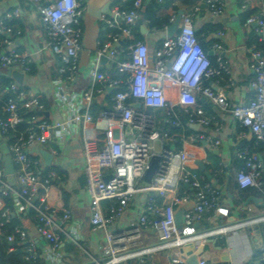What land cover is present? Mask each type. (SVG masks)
Segmentation results:
<instances>
[{
	"label": "built area",
	"instance_id": "2783aa9c",
	"mask_svg": "<svg viewBox=\"0 0 264 264\" xmlns=\"http://www.w3.org/2000/svg\"><path fill=\"white\" fill-rule=\"evenodd\" d=\"M41 16L46 31V46L58 58L61 78L55 81V96L62 108L64 119L49 122L33 117L28 128L18 134L9 151L17 166L16 178L20 190L7 180L6 172L0 169V228L10 218L11 211L5 210L4 199L11 197L13 204L22 202L31 205L36 212L35 223L38 233L49 242V254L60 260L57 252L66 232L56 222V213L46 203L55 174L42 177L40 160L31 157L30 149L38 144L45 146L52 142H66L81 125L105 123L104 140L85 137L83 141L84 172L87 178V193L91 200L90 224L94 229L106 231L102 248V261L98 264H126L136 260L154 259L167 253L170 264H187L195 255L200 244L215 236L245 228L249 224L264 223V216H256L232 226H219L200 231L199 225L213 217L226 218L229 210L220 206L221 192L216 184L199 180L188 168L185 147L193 142L203 141V135L188 134L186 124L177 113L180 107L188 125L210 126L214 118L204 117L194 111L198 96H204L223 111L231 112L238 124L248 129L255 138V145L263 148V158L250 155L248 150L238 153L243 167L236 172V181L241 190L255 189L264 196V4L261 9L246 20L247 26L256 25L261 37L262 51H255L256 76L252 81L255 96L249 103L231 108L223 90L215 91L203 87L205 80L216 78L219 84L223 72H227L222 57L217 67L196 38L191 15L182 19L180 33L167 38L155 52L154 67H150V52L146 44L136 42L126 50L120 47L125 38H131L133 29L141 19V0H135L129 11L115 10L113 19L105 16L101 20L111 33L105 42L98 43V57H108L124 78H113L97 71L95 85L88 91L77 94L73 91L79 73V53L83 30L80 19L85 12L79 0H29ZM162 3L163 0H156ZM210 12L221 16L225 11L222 0H206ZM242 8H249V0H243ZM20 11L8 13L0 20V70L18 69L23 73L32 70V54H21L14 46V38L21 35L9 22L18 18ZM174 22V19H171ZM223 37V32H218ZM216 52L223 51L222 40L214 44ZM125 55L124 59H120ZM227 87L233 84L226 80ZM171 85L177 93V103L169 100L166 86ZM113 89L110 107L93 115L91 106L94 95ZM77 103H74V102ZM140 103L141 108L134 107ZM149 110H164L165 124L180 130L181 148L171 150L177 138L159 129L155 116ZM45 111L38 96L30 91L20 90L16 82L1 87L0 76V133L10 140L17 132V126L24 122L25 112ZM130 130L132 139H126L124 130ZM211 148H217L219 141L206 138ZM159 146V150L157 149ZM159 157L158 169L150 183L143 181L153 157ZM216 182L218 174H213ZM146 197L140 207L139 216L129 225L108 231L117 226L130 208L138 203V197ZM39 201V205H36ZM107 202L106 212L102 203ZM187 206L182 213L181 227L176 224L180 207ZM138 207V206H137ZM240 214H255V208L242 206ZM71 220V212L65 211L62 221ZM74 241L73 232H71ZM68 235V234H67ZM18 236L21 241L26 233L17 228L8 242ZM191 252H187L186 250ZM10 252L13 248H10ZM260 264H264V246L259 248ZM35 246L28 249L26 258L36 260ZM202 253L197 264H208Z\"/></svg>",
	"mask_w": 264,
	"mask_h": 264
},
{
	"label": "crops",
	"instance_id": "0c3cea01",
	"mask_svg": "<svg viewBox=\"0 0 264 264\" xmlns=\"http://www.w3.org/2000/svg\"><path fill=\"white\" fill-rule=\"evenodd\" d=\"M88 1L79 0L82 7L85 8V12L80 19L83 38L79 53V73L73 88L77 94L86 92L95 85L94 78L97 71L113 77L112 72L116 70L115 64L108 57H98V43L105 42L112 29L108 28L101 18L97 19L88 13ZM125 1L110 0L108 9L101 17L113 19L114 11L122 10ZM154 1L141 0V19L133 29L131 38H125L122 41H134L140 37L138 42L146 44L149 48L150 67L153 68L155 52L169 38V28L180 16V26L171 34V37L177 36L180 33L183 17L191 15L194 30L198 35L199 42L206 50L212 66L217 67V59L221 56L228 70L222 73L219 84L216 83V78H213L205 80L203 87H211L215 91L223 90L231 108L249 103L255 96V91L251 85L256 76L254 69L256 61L253 53L262 51L263 46L261 37L256 31V25L247 26L244 15L247 12L257 13L264 4V0H249L247 10L242 8L243 0H222L225 4V11L221 16H214L210 12L205 3L206 0H163L162 3L156 1L158 4L164 5L158 11L156 10V17L158 19L167 18L169 21L161 29L150 26V21L142 18ZM17 9L20 11V16L9 22L21 32V35L14 38V46L21 54H32V70L29 73H23L19 70L24 74L23 84H18L8 74L10 70H0V76L2 79H10L12 82H16L20 90L30 91L40 98L45 106V111L39 119L49 122L62 120L66 113L65 108L60 106L55 96V81L61 78L58 73L60 62L47 48L44 24L40 14L29 0H0V20L6 14ZM171 19H174V22H171ZM218 32L224 34L221 39L217 35ZM220 40H222L223 51L218 53L213 46ZM122 41L120 47L123 49ZM125 57V55H121L120 59ZM229 79L233 81L234 85L227 87L226 80ZM166 91L169 100L177 103V93L174 87L167 85ZM113 92V89H108L102 94L94 95L91 113H98L110 107ZM194 111L202 113L204 117L214 118L217 125H188L182 109L177 108L178 115L186 124V132L205 137L203 141L193 142L185 147L188 154V168L199 180L216 184L222 195L220 206L229 210L228 217H213L211 221L201 223L199 230L205 231L219 226H232L249 221L256 216H264V196L255 189L241 190L236 181V172L243 167V161L238 158V153L248 150L250 155L263 158V148L255 145L253 134L248 129L241 127L231 112L223 111L204 96H198ZM151 113L155 116L161 131L169 132L177 138L174 144H168L169 148L174 151L179 150L181 148L180 130L165 124L164 110H151ZM104 128V122L81 125L66 142L55 141L45 146L36 144L31 147L29 151L31 157L41 162L40 173L42 177L50 172L55 174L52 187L46 197V203L57 214L56 222L66 234L62 235V245L57 252L60 260L55 255L49 254L48 256L49 242L38 233L35 218L29 216L30 209H32L31 205L25 202L19 206L13 204L11 216L18 220L19 228L27 236L23 241L16 236V240L24 246L25 258L30 246L34 245V253L38 258L33 261H41L43 264H98L102 261V248L106 241V231L94 229L90 224L91 200L87 193V178L84 172L83 141L85 137H91L98 140L100 146H103L105 144ZM172 130L178 131L172 132ZM123 135L126 139H132L136 134L131 136L130 130L127 128ZM206 138L219 141L218 147L211 148ZM9 146V141L0 133L1 169L5 170L6 162L11 158L14 174L7 175L6 180L16 190H20V184L16 178L17 166L10 154ZM157 149L159 150V146ZM43 151L52 156L49 165L43 159ZM199 164L204 166V170L200 168ZM213 174H218L217 182ZM208 176L211 178L209 179ZM138 199V203L130 208V211L118 222L117 226L109 228L108 231L129 225L137 219L140 207L146 197L142 196ZM102 206L106 212L108 203L103 202ZM242 206L254 207L255 214H240L238 209ZM186 209L187 206L180 207L178 212L183 213V210ZM67 210L71 212V220L62 221V216ZM71 232L74 233V241ZM201 245H204L203 253L209 259L208 263L210 264H213L211 256L214 252H218L220 257V261L214 264H260L259 248L264 246V223L249 224L245 228L212 237ZM186 251L191 252L189 249ZM168 257L167 253L158 254L156 260H153L151 264H170ZM26 260L28 259L26 258Z\"/></svg>",
	"mask_w": 264,
	"mask_h": 264
},
{
	"label": "trees",
	"instance_id": "16d2710c",
	"mask_svg": "<svg viewBox=\"0 0 264 264\" xmlns=\"http://www.w3.org/2000/svg\"><path fill=\"white\" fill-rule=\"evenodd\" d=\"M118 1L121 2V0H118ZM134 2H135V0H126L123 4L122 10L129 11L133 7ZM163 6L164 5L158 4L156 1H154L152 6H150L146 10V12L143 14L142 18L148 19L150 21V26L161 29L163 26H165L169 23L167 18H159L158 19L156 17L157 11ZM252 14H253L252 12H247L244 15V21H246L247 18H249ZM139 23H138V25H139ZM134 29H135V27H134ZM114 32L116 33L117 31L111 30V33H114ZM196 38L198 39L197 33H196ZM138 41H140V37H137L134 41H128V40L122 41V46L124 47L123 49L126 50L130 45H132ZM198 41H199V39H198ZM203 49H204V47H203ZM205 52H206V50H205ZM112 76H113V78H121V77H124L125 75H123L122 73H118L116 70H114L112 72ZM11 82L12 81L10 79H5V78L2 79L1 78V87L9 86V84H11ZM149 112L151 113V110H149ZM96 114L97 113H95V112L93 113L94 116ZM33 117L40 118V117H42V113H40V112H28L27 113V112H25L24 113V122L22 124H20L19 126H17V132L12 134V136L9 140V144L14 143V141L18 137V134L20 132L25 131L28 128V126L30 125L29 123L32 121ZM175 131H178V130H172V132H175ZM178 147H180V146L178 145ZM1 168H2V164L0 163V169ZM4 203H5L4 209L5 210L8 209L11 211V209L13 208L12 198L11 197L5 198ZM36 205H39V201H36ZM29 216L31 218L36 217V212L34 211V209H30ZM3 222H4V225L0 228V264H43L41 261L26 260L25 254H24V246L19 241L15 240L12 243L8 242V237L11 236L12 234H14L15 230L17 228H19L18 220L15 217L11 216V214H10L9 220L7 222L5 220H3ZM10 248H13L12 252L9 251ZM153 260H156V258H154V259L147 258L144 260L143 263H140L136 260H133V261L127 262L126 264H139V263L140 264H151V262ZM208 264H210V263H208Z\"/></svg>",
	"mask_w": 264,
	"mask_h": 264
},
{
	"label": "water",
	"instance_id": "95a60500",
	"mask_svg": "<svg viewBox=\"0 0 264 264\" xmlns=\"http://www.w3.org/2000/svg\"><path fill=\"white\" fill-rule=\"evenodd\" d=\"M110 0H89L88 1V13L94 16L97 19L101 18V15L108 9ZM181 17L178 16L174 24L168 30V37H171V34L176 31V29L180 26ZM18 84H23L24 74L19 70H10L8 73ZM134 107L139 109L141 108L140 103H135ZM43 159L45 160L46 164L49 165L52 161V156L47 152H42ZM159 166V157L155 156L152 158L149 168L144 174L143 181L146 183H150L158 169ZM200 168L204 170V166L199 164ZM6 175H13L14 174V166L12 164L11 158H9L6 162L5 167ZM208 175V174H207ZM210 179L211 177L208 176ZM176 224L181 227L182 223V213L178 212L176 214ZM204 252V245H201L198 251L193 255L190 259H188L187 264H197V256L201 255Z\"/></svg>",
	"mask_w": 264,
	"mask_h": 264
},
{
	"label": "rangeland",
	"instance_id": "374dc122",
	"mask_svg": "<svg viewBox=\"0 0 264 264\" xmlns=\"http://www.w3.org/2000/svg\"><path fill=\"white\" fill-rule=\"evenodd\" d=\"M219 261H220L219 253L214 252L213 255L211 256V262L214 264L215 262H219Z\"/></svg>",
	"mask_w": 264,
	"mask_h": 264
}]
</instances>
